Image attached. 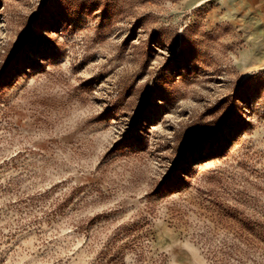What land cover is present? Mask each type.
I'll return each instance as SVG.
<instances>
[{
	"label": "rangeland",
	"instance_id": "rangeland-1",
	"mask_svg": "<svg viewBox=\"0 0 264 264\" xmlns=\"http://www.w3.org/2000/svg\"><path fill=\"white\" fill-rule=\"evenodd\" d=\"M0 264H264L242 0H0Z\"/></svg>",
	"mask_w": 264,
	"mask_h": 264
},
{
	"label": "crops",
	"instance_id": "crops-1",
	"mask_svg": "<svg viewBox=\"0 0 264 264\" xmlns=\"http://www.w3.org/2000/svg\"><path fill=\"white\" fill-rule=\"evenodd\" d=\"M243 9L247 14L252 15L255 21L261 28L264 29V0H242Z\"/></svg>",
	"mask_w": 264,
	"mask_h": 264
}]
</instances>
